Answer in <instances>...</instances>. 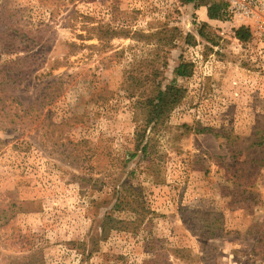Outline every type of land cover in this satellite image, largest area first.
Segmentation results:
<instances>
[{"label": "rangeland", "instance_id": "374dc122", "mask_svg": "<svg viewBox=\"0 0 264 264\" xmlns=\"http://www.w3.org/2000/svg\"><path fill=\"white\" fill-rule=\"evenodd\" d=\"M221 1L0 0V264H264V0Z\"/></svg>", "mask_w": 264, "mask_h": 264}, {"label": "trees", "instance_id": "16d2710c", "mask_svg": "<svg viewBox=\"0 0 264 264\" xmlns=\"http://www.w3.org/2000/svg\"><path fill=\"white\" fill-rule=\"evenodd\" d=\"M183 2H199V3H205L209 4L208 6V16L211 19H217L221 18L224 13L222 11L223 8H225L226 3L221 0H212L207 2V0H182ZM236 37L241 41H246L250 37L249 31L244 28L240 27L236 30ZM7 74L6 78L2 79L0 81V94L3 90H5L8 85H16L17 79L14 78V75H12L13 68L10 70V65L7 66ZM190 65L186 62L180 63L175 68V73L178 76H187L190 73L189 69ZM158 69H152L151 76L156 77L158 75ZM152 83L150 84V93L141 103V109L142 111H145V117L143 124L140 125L139 129L135 132L136 140H137V146L141 148V151H146L147 144H143L145 140V136L147 134L148 129L152 131L153 129L157 128L159 125H162L166 118L169 115L170 110L178 104L181 99L184 97V90L179 87L176 83H171L169 85H166L164 88H162V84L160 82H157L155 78L151 79ZM11 98L9 96H6L5 94L1 96L0 98V105L2 109H6V112L10 113V109L13 108V100L9 101ZM8 101V102H6ZM27 109H23V113H27ZM15 116H18L19 121H16L14 118H10L11 123H20L23 124V114H15ZM33 120L30 119L29 123H31ZM198 132H204L212 129H196ZM214 132V131H213ZM142 146V147H141ZM116 221L112 217H107V222Z\"/></svg>", "mask_w": 264, "mask_h": 264}]
</instances>
